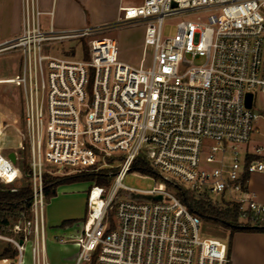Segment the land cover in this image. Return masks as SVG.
Masks as SVG:
<instances>
[{
    "label": "built area",
    "instance_id": "built-area-1",
    "mask_svg": "<svg viewBox=\"0 0 264 264\" xmlns=\"http://www.w3.org/2000/svg\"><path fill=\"white\" fill-rule=\"evenodd\" d=\"M121 11L115 23L45 30L38 0H23L21 32L0 41V53L20 54L18 72L0 83L20 89L19 149L33 190L31 217L21 210L5 222L16 236L0 230L12 264H24L28 246L31 264H50L44 176L53 170L45 161L66 175L116 169L109 186H90L77 233L60 238L78 246L74 264H230L229 241L204 233L178 185L216 205L238 204L242 223L249 212L264 218L249 187L252 174L264 173V143L251 145L263 117L255 104L264 95V0H142ZM173 17L181 19L166 35ZM132 21L145 24L138 66L104 34ZM3 132L0 113V182L13 184L19 152L16 162L3 152ZM137 158L159 180L151 189L123 183Z\"/></svg>",
    "mask_w": 264,
    "mask_h": 264
},
{
    "label": "rangeland",
    "instance_id": "rangeland-1",
    "mask_svg": "<svg viewBox=\"0 0 264 264\" xmlns=\"http://www.w3.org/2000/svg\"><path fill=\"white\" fill-rule=\"evenodd\" d=\"M141 0H125V3L128 5L139 4ZM180 17L168 18L164 21V32L166 35L174 34L176 32V24L180 21ZM10 22L4 23L0 28V41L5 40V36L10 32ZM145 32V24L139 21L132 22H124L119 24L118 27L108 29L104 32V34L116 37L119 45V57L121 60L132 66H138L140 63V59L142 57V48H143V39ZM68 44H58L55 47H58L59 50L63 47H66ZM73 53V52H71ZM20 61V54L17 51H4L0 53V79L8 78L14 76L18 72ZM0 82H4V80H0ZM256 108L260 110V113L264 117V95H258L256 98ZM0 113L2 115L4 121V132L2 135V149L5 154L9 152H19V161L18 166L22 171V175L13 184H4L7 187H17L21 188L28 183H30V179L28 178V160L25 152H20L19 149V141L20 134L23 130V104L20 95V89L13 84L0 83ZM261 117L257 124L260 128V132L254 134L251 145L264 143V118ZM120 159V158H114ZM103 162L108 164H114L115 161L112 158H107ZM55 164H49L45 161L44 170L52 169L53 176H64L67 171L60 169H53ZM99 171V170H97ZM116 169H111L107 171L108 176V184H104V186H109L113 180V176ZM76 174V173H73ZM255 174V173H254ZM253 175V174H252ZM251 175V176H252ZM100 179L96 176L91 181H77L71 183H64L59 185L56 188V197L60 193V197L54 201L52 204V209L56 212L62 214L76 215L74 218V222L68 224V226H56L51 225L46 218V246L48 249V259L50 264H70V260L72 256L77 253L76 246L73 242H61L59 237H70L74 236L76 232L80 229L82 222L84 221L87 215V197L88 190L93 184H100ZM45 181V180H44ZM161 181V180H160ZM156 182H159L158 179L147 177L142 173L137 171H129L125 178L123 179V183L126 186L136 189H151L156 185ZM103 185V184H102ZM251 185V183H250ZM260 189L264 193V180L261 179L258 182ZM257 186V185H256ZM259 191V189H258ZM62 194V195H61ZM123 197L127 198H135V199H147L146 196H140L139 193H135L133 191H124L122 193ZM46 198V206L45 212L46 216L48 214V204L51 202L52 198ZM17 211H6L2 212L5 214L6 220L8 219L11 223L14 220H17V217L14 214ZM31 215V214H30ZM114 213L111 212L110 216L113 217ZM26 217L30 218L26 213ZM0 230L3 231L6 235L16 236V233L10 229V226H6L5 223L0 224ZM203 231L206 235L211 237H220L229 241L230 238V230L224 226L213 224L210 222L203 221ZM13 232V233H12ZM11 246L10 242L0 239V254L3 252L5 247ZM69 253L71 254L70 256ZM68 254V255H67ZM76 259V258H75ZM75 259L72 260L71 264L75 263ZM31 253L30 247L25 253V262L24 264H31ZM12 258H8L7 260H3L0 255V264H12ZM16 264V262H15Z\"/></svg>",
    "mask_w": 264,
    "mask_h": 264
},
{
    "label": "crops",
    "instance_id": "crops-1",
    "mask_svg": "<svg viewBox=\"0 0 264 264\" xmlns=\"http://www.w3.org/2000/svg\"><path fill=\"white\" fill-rule=\"evenodd\" d=\"M38 2L42 11L40 24L45 30L115 23L122 14V7L128 6L125 0H38ZM22 8L23 0H0V28L4 23L9 22L11 26L5 39L12 38L21 32L23 26ZM261 179L264 180V173L253 174L249 180V187L256 194V198L264 203V193L258 185ZM59 197L60 193L53 197L48 204L45 221L47 218L51 225L67 227L68 224L64 225L63 223L74 220L76 215L62 214L52 209V204ZM229 244L230 264H264V232L236 231ZM74 245L77 250L78 246L75 243ZM76 254L70 257V264L76 258ZM70 255L69 253L68 256Z\"/></svg>",
    "mask_w": 264,
    "mask_h": 264
},
{
    "label": "trees",
    "instance_id": "trees-1",
    "mask_svg": "<svg viewBox=\"0 0 264 264\" xmlns=\"http://www.w3.org/2000/svg\"><path fill=\"white\" fill-rule=\"evenodd\" d=\"M111 169H101L82 171L76 174H69L64 176H53L45 174L44 176V192L47 199L56 195V188L64 183H71L77 181H91L96 176L102 179L99 183L102 185L108 184L107 171ZM131 171H137L142 174H154V169L149 162L143 158H137ZM13 187V186H12ZM7 187L0 183V224L7 222L5 214L6 211H21L24 210L30 216V208L32 205L33 190L31 184L16 188ZM177 195L189 207V209L199 215L203 221L218 224L230 230V238L236 231L249 232H264V218L259 217L253 212H249L248 222H240L239 205L236 203L225 205H216L209 200L195 195L193 192L181 187L174 186ZM75 220L65 221L63 224L67 225ZM15 254L11 246L5 247L0 254L2 258H11Z\"/></svg>",
    "mask_w": 264,
    "mask_h": 264
},
{
    "label": "water",
    "instance_id": "water-1",
    "mask_svg": "<svg viewBox=\"0 0 264 264\" xmlns=\"http://www.w3.org/2000/svg\"><path fill=\"white\" fill-rule=\"evenodd\" d=\"M248 106H251V98L249 99ZM8 156L13 162H16L17 158H16V153L15 152H13V151L9 152ZM139 195L141 196V194H139ZM142 196H146L147 199H151L152 198V196H150V195H142Z\"/></svg>",
    "mask_w": 264,
    "mask_h": 264
}]
</instances>
